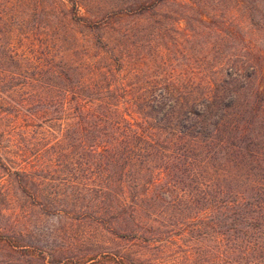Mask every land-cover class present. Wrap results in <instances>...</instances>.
I'll use <instances>...</instances> for the list:
<instances>
[{
	"label": "trees",
	"instance_id": "16d2710c",
	"mask_svg": "<svg viewBox=\"0 0 264 264\" xmlns=\"http://www.w3.org/2000/svg\"><path fill=\"white\" fill-rule=\"evenodd\" d=\"M164 1L141 3L138 11ZM58 3L61 16L56 14ZM47 4L10 0L1 9L0 25L4 27L9 13L11 53L24 61L15 74L26 98L21 106L33 118L46 113V105L60 111L65 137L78 151L66 162L93 176V186L82 183L77 220L111 224L109 232L116 239L155 248L166 240L165 228L174 218L181 225L190 218L191 228L176 235L186 232L203 243L190 247L202 254L201 264H264V71L227 73L224 87L210 82L200 94L193 82L183 87L169 82L138 92L136 85L127 88L130 76L138 74L132 55L127 54L125 63L118 56L110 63L106 45L86 38V50L97 47L98 56L108 58L100 67L82 60L77 49L62 57L47 49L50 41L62 43V19L75 27L106 29L124 11L113 9L91 20L81 14L82 0ZM51 14L60 20L53 21ZM259 119L257 133L247 135L246 128H256ZM142 219L159 225L143 231ZM114 223L124 230L117 231ZM79 237L89 238L86 233ZM2 242L9 241L0 237ZM18 243L10 246L28 248ZM94 244L75 264H166L144 260L147 253L138 249L100 251L99 242Z\"/></svg>",
	"mask_w": 264,
	"mask_h": 264
},
{
	"label": "rangeland",
	"instance_id": "374dc122",
	"mask_svg": "<svg viewBox=\"0 0 264 264\" xmlns=\"http://www.w3.org/2000/svg\"><path fill=\"white\" fill-rule=\"evenodd\" d=\"M46 1L48 7L50 0ZM152 1L82 0L81 14L86 13L91 20H98L113 9L124 11L125 15L112 21L106 29L75 27L73 21L65 23L62 19L61 25H65L62 26V43L50 41L47 49L60 57L70 49H77L82 60L100 67L108 58L101 59L97 47L87 51L86 38L93 44L106 45L103 50L108 51L110 63H114L115 56L125 63L128 55H132L131 63L138 74L134 77L130 73L127 88L136 85L138 92L169 82L182 87L193 82L200 94L210 82L224 87L227 73L241 72L244 76L264 71V0H166L144 12L138 11L141 3ZM9 3L10 0H4L0 12ZM66 4L72 7V1ZM58 8H61L59 3ZM56 14L61 16L60 9ZM5 17L4 27L0 25V237L9 242L0 243V264H75V259L96 241L101 245L100 251L132 248L146 252V261L201 264L202 254L198 255L190 247L204 246L203 243L186 235L192 226L190 218L184 225L176 224L181 220L174 218L165 228L169 233L164 237L172 243L163 240L155 248L116 239L109 232L111 224L77 220L82 183L93 186V176H89V170H76L74 164L66 162L67 158H75L78 151L70 147L73 143L65 137L66 130L58 120L60 111L46 105L47 112L33 118L28 109L21 106L26 98L24 90L16 85L15 74L20 73L24 61L21 58L19 65L11 53L9 13ZM51 19L60 20L55 14H51ZM99 37L101 40L97 41ZM239 81L244 83L245 78ZM119 83L121 85V79ZM260 122L261 119L254 123L256 128H246L245 133L256 134ZM239 123L244 125V122ZM141 222L143 231L159 225L154 220L142 219ZM112 226L117 231L124 230L118 223ZM180 229L186 232L176 235L181 233ZM83 233L89 238L80 239ZM145 233L150 235V232ZM18 240V245L28 248L14 250L10 244Z\"/></svg>",
	"mask_w": 264,
	"mask_h": 264
}]
</instances>
